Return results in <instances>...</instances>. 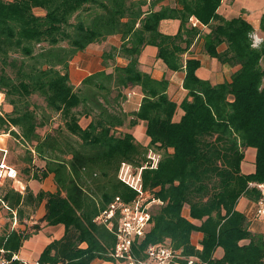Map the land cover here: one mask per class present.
<instances>
[{"label":"trees","instance_id":"16d2710c","mask_svg":"<svg viewBox=\"0 0 264 264\" xmlns=\"http://www.w3.org/2000/svg\"><path fill=\"white\" fill-rule=\"evenodd\" d=\"M221 3L0 0V93L13 107L0 112V131L28 149L24 159L31 167L34 156L45 161L43 177L55 174L57 192L36 199L47 197L49 225L65 226L64 236L47 245L40 260L117 264L111 255L115 235L96 217L117 200L154 194L162 203L151 211L145 237L134 244L135 256L145 257L149 245L166 244L206 264H264V234L254 232L237 210L242 196L257 203L263 198L256 184H264V40L255 45L253 24L241 15L222 16ZM165 19L180 20L177 33L160 31ZM113 36L120 44L104 50L105 68L73 85L69 68L77 53ZM199 38L207 54L236 67L231 81L212 84L197 74L200 59H184ZM149 44L158 47L167 68L186 71L187 95L180 104L168 95L167 78L155 79L139 67ZM136 87L143 95L140 105L126 112L121 100ZM35 95L44 98L43 106L31 102ZM53 114L61 124L42 134L39 128ZM140 121L146 122L147 144L125 130ZM248 148L256 149L255 170L244 173ZM150 153L159 155L157 165ZM124 164L141 170L135 182L142 193L120 177ZM3 199L13 208L23 197L10 188ZM70 228L78 232L76 241L68 236ZM195 231L203 233L199 246L192 243ZM29 236L17 230L0 235V260L17 254Z\"/></svg>","mask_w":264,"mask_h":264},{"label":"crops","instance_id":"0c3cea01","mask_svg":"<svg viewBox=\"0 0 264 264\" xmlns=\"http://www.w3.org/2000/svg\"><path fill=\"white\" fill-rule=\"evenodd\" d=\"M172 1V0H171ZM174 1V0H173ZM147 8V7H146ZM224 9V0H222L221 6L219 7V13L230 19L232 17H228L223 12ZM229 13L230 11H226ZM264 14V13H263ZM262 14V15H263ZM261 15V17H262ZM261 17L259 18L258 24H254L251 22L255 28L256 32L260 29ZM180 26V20L178 19H165L160 23V31L166 34H175L177 33ZM203 31H208L209 28L207 26H201ZM203 38L197 39L190 49L184 53V59L188 58H198L201 61V65L197 70V74L199 77L203 79H208L212 84L223 83L225 81H231V77L233 72L236 70V67L229 65L228 63H222L215 57H211L207 54L203 49ZM118 45L120 44L119 37L113 36L107 39L102 43L92 44L85 51H80L70 62V80L71 83L75 86H79L81 82L91 73L97 72L99 70L104 69L102 54L104 50L107 49L108 45ZM117 62L119 64L125 65L127 64V60L123 57H118ZM139 67L148 72L155 79L167 78L169 80L168 86V95L171 99L176 101L178 104L186 97L187 90L183 87V81L185 78L186 71L178 70L173 71L167 68L166 64L162 59L158 57V47L155 45H146L140 56H139ZM129 91V90H128ZM133 91V94L130 92ZM130 93L127 96V101H130L131 98L136 96L139 99L138 107L140 105L142 99V93L139 87L133 88L130 90ZM1 103L4 102L5 95L0 93ZM3 97V98H2ZM136 107V108H138ZM134 108V109H136ZM11 111V110H8ZM7 111V112H8ZM182 114V111L179 109L177 117L179 118ZM142 129L143 139H136L138 142L147 144L149 142V137L146 134V122L140 121L137 125L128 129L127 131L136 133L135 130L138 128ZM3 144L9 143L10 136L9 133H5L3 135ZM15 140V139H14ZM255 155L256 149L248 148L245 149V158L242 161V171L244 173H251L255 170ZM37 160V159H36ZM44 162V163H43ZM42 163L39 167V170H34L29 178H23L22 171L17 168L18 166L14 164V166L20 170L19 177L23 183L25 188L24 192H19L23 199L19 204L15 205L13 208L6 207L4 204H0V235H4L11 230H17L22 233L30 234V236L23 241V244L17 255L26 260L39 259L44 249L54 240L61 239L65 234V226L63 224L58 225H49L47 221L44 219V216L47 212V197H44L40 202L37 201L36 197L42 193H55L58 190L57 183L55 181V174L48 173L46 176H42V172L44 171L45 161L42 160ZM13 165V164H12ZM126 165V164H124ZM121 167L120 177H124L127 179L128 176V167ZM31 166V165H30ZM128 166V165H126ZM34 169V168H32ZM39 174V178L33 177L34 172ZM20 184H17L19 186ZM10 189H5L6 193ZM15 190V189H14ZM258 203L249 199L246 196L240 197L237 203V210L243 212L249 222L251 229L254 232H259L264 234V219L257 212ZM12 211H16L18 222L17 225H14L13 213ZM185 216L189 215V208H185L183 211ZM197 223V221H195ZM54 229V232L49 233L43 238L40 237V234L46 229ZM203 238V233L195 231L192 233V243L196 246L200 245V241ZM223 251L218 249L216 252V256H222ZM102 261L104 264H113L109 261Z\"/></svg>","mask_w":264,"mask_h":264},{"label":"built area","instance_id":"2783aa9c","mask_svg":"<svg viewBox=\"0 0 264 264\" xmlns=\"http://www.w3.org/2000/svg\"><path fill=\"white\" fill-rule=\"evenodd\" d=\"M3 135L5 133H0V201L8 207L3 199L6 195V184H11L10 188L21 193L24 192L25 188L19 177L18 169L8 162L9 149L7 144H3V138H1ZM17 184L20 185L17 186ZM256 185L263 194V198L257 205L258 214H262L264 212V184ZM134 187L142 193L141 187L136 184ZM141 199H146L147 202H140L139 199L132 202L117 200L95 219L98 223L106 224L115 235L116 243L111 255L117 264H206L199 261L197 257L185 256L181 249H174L166 244L149 245L144 251L145 257L135 256L134 244L146 235L152 219L148 205L154 203V200H148V198L143 197ZM139 202L143 204H139ZM12 213L14 225H17V213L16 211H12ZM0 264H68V262L67 260L57 262H43L40 259L26 260L14 254L11 258L3 257Z\"/></svg>","mask_w":264,"mask_h":264},{"label":"rangeland","instance_id":"374dc122","mask_svg":"<svg viewBox=\"0 0 264 264\" xmlns=\"http://www.w3.org/2000/svg\"><path fill=\"white\" fill-rule=\"evenodd\" d=\"M226 11H230V12L227 13ZM223 12L226 15H228V17H235V16L241 15L244 18L250 20L251 22H253L254 24L257 25L259 22V18L264 13V0H224ZM253 40H254L255 45H259L264 40V32L262 30L259 32H258V30L256 32H254L253 33ZM110 46L111 45L109 44L107 49H109ZM130 90H132V89H130ZM129 91L125 90V93L127 96L130 92L133 94V91H130V92ZM131 93H130V95H132ZM31 102L33 104H38V105H42V106L45 104L44 98L37 96V95H35L31 98ZM0 103H1V96H0ZM138 103H139V99L136 96H134L133 98L130 99V101H127V99H122L120 104H121L122 110L129 112L130 110H133L134 108L138 107ZM12 108H13L12 105L7 103L5 101V97H4V102L2 105H0V112L6 113L8 110H12ZM61 121L62 120H61L60 116H58L57 114H53V116L50 118L48 124L45 125L44 127L39 128V131L43 134L46 131L57 127L59 124H61ZM82 123L84 125H86L88 123V121L86 119H83ZM128 129H131V128H128V127L125 128V130H128ZM135 131H136V133L134 135L140 140L143 139L142 129L139 127ZM0 132L4 133L3 130H1ZM11 137L12 138H10L9 143L7 145L8 149H9L8 158H7L8 162H10L13 165L15 164L18 166V167L17 166L16 167L22 171L23 178L24 177L29 178L30 175L32 174V172L34 170H39L40 169L39 166L41 164H43L44 162L42 163V160L40 158H37L36 156H34V161H33L32 167H31L24 159L29 155L28 149L26 147L21 146L18 143V141L14 140L13 136H11ZM159 158H160L159 155L154 154V153H150V155H149V161L155 165H157ZM124 166L126 168L128 167V170H129L128 176H127L128 179L126 181L129 182L130 184H133V185L136 184L137 186L140 187L141 184L138 185L135 182V180L137 179V176L140 175L141 170L132 166V165H129V166L124 165ZM32 168H34V169H32ZM20 170H18V171L20 172ZM121 172L122 171L120 169L119 173H121ZM122 178H124V177H122ZM10 187H11V184L7 183L5 186V189H10ZM145 198H148V199L152 198L151 200H154L153 201L154 203H150L148 205L152 212L155 211V209H157L156 207H158L159 204L162 203V201L155 198L154 194H150V195L146 196ZM138 199L140 200V202H147V201H145L146 199H141V198H138ZM140 202H139V204H143ZM260 216H262L264 219V212L262 214H260ZM55 230H56V228H54V229L48 228L40 234V237L43 238L44 236L48 235L51 232H54ZM68 236L71 238L72 241H76V237L78 236V232L74 228H70ZM83 246H85V244H83ZM55 252L56 251H53V253H55ZM59 260H64V259H63V257H61V258H59ZM97 260H100V259L95 258L92 261V264H104L102 261H97ZM198 260L201 261L200 258H198Z\"/></svg>","mask_w":264,"mask_h":264}]
</instances>
